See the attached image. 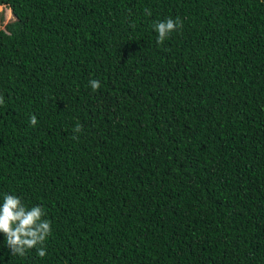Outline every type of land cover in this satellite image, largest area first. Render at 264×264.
<instances>
[{"label": "trees", "instance_id": "obj_1", "mask_svg": "<svg viewBox=\"0 0 264 264\" xmlns=\"http://www.w3.org/2000/svg\"><path fill=\"white\" fill-rule=\"evenodd\" d=\"M0 6V197L52 229L0 264H264V0Z\"/></svg>", "mask_w": 264, "mask_h": 264}, {"label": "clouds", "instance_id": "obj_2", "mask_svg": "<svg viewBox=\"0 0 264 264\" xmlns=\"http://www.w3.org/2000/svg\"><path fill=\"white\" fill-rule=\"evenodd\" d=\"M157 33V43H163L171 33L183 27L179 18H168L153 25ZM93 91L100 88L98 80H90ZM4 99L0 96V105ZM29 124L35 127L38 120L35 115L29 117ZM81 126L77 125L74 132L79 133ZM75 138V137H74ZM45 211L42 206L31 207L22 203L19 196L4 193L0 197V233L5 237L7 247L13 256L24 257L30 250L35 249L40 258L47 255L45 242L51 235V223L44 219Z\"/></svg>", "mask_w": 264, "mask_h": 264}, {"label": "rangeland", "instance_id": "obj_3", "mask_svg": "<svg viewBox=\"0 0 264 264\" xmlns=\"http://www.w3.org/2000/svg\"><path fill=\"white\" fill-rule=\"evenodd\" d=\"M14 20V17L11 13V11L5 7V6H0V27L1 29H4V27L12 22Z\"/></svg>", "mask_w": 264, "mask_h": 264}]
</instances>
